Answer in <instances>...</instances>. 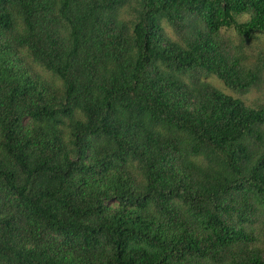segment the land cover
<instances>
[{
    "label": "trees",
    "instance_id": "1",
    "mask_svg": "<svg viewBox=\"0 0 264 264\" xmlns=\"http://www.w3.org/2000/svg\"><path fill=\"white\" fill-rule=\"evenodd\" d=\"M225 31L264 0H0V264H264V104L204 81L261 83Z\"/></svg>",
    "mask_w": 264,
    "mask_h": 264
},
{
    "label": "rangeland",
    "instance_id": "2",
    "mask_svg": "<svg viewBox=\"0 0 264 264\" xmlns=\"http://www.w3.org/2000/svg\"><path fill=\"white\" fill-rule=\"evenodd\" d=\"M247 17L239 19L246 21ZM167 34L175 38L173 32L166 27ZM225 37L230 41L234 52L243 60L248 68L257 70L261 75V83L245 95H239L224 86L216 77L210 76L204 79L216 89L234 98H240L249 107H259L264 104V34H255L250 39H241L231 31L224 32Z\"/></svg>",
    "mask_w": 264,
    "mask_h": 264
}]
</instances>
